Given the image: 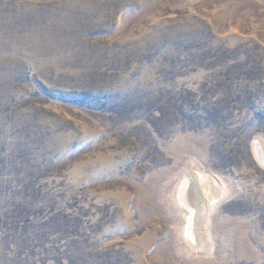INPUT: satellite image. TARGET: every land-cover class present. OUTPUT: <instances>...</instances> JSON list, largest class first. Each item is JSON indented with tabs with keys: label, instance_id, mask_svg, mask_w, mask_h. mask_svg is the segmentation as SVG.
<instances>
[{
	"label": "rangeland",
	"instance_id": "374dc122",
	"mask_svg": "<svg viewBox=\"0 0 264 264\" xmlns=\"http://www.w3.org/2000/svg\"><path fill=\"white\" fill-rule=\"evenodd\" d=\"M257 144L264 0H0V264H264Z\"/></svg>",
	"mask_w": 264,
	"mask_h": 264
},
{
	"label": "bare ground",
	"instance_id": "6f19581e",
	"mask_svg": "<svg viewBox=\"0 0 264 264\" xmlns=\"http://www.w3.org/2000/svg\"><path fill=\"white\" fill-rule=\"evenodd\" d=\"M257 156L264 162L259 144L256 146ZM221 182L217 176L204 170L196 171L195 174L185 176L182 183L177 187L175 200L182 208L185 216L184 233L191 240L197 242L199 220L204 219L221 194ZM208 215V214H207ZM196 244V243H195Z\"/></svg>",
	"mask_w": 264,
	"mask_h": 264
}]
</instances>
